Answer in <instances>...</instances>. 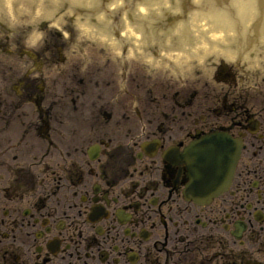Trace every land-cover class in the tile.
Segmentation results:
<instances>
[{"label": "bare ground", "instance_id": "obj_1", "mask_svg": "<svg viewBox=\"0 0 264 264\" xmlns=\"http://www.w3.org/2000/svg\"><path fill=\"white\" fill-rule=\"evenodd\" d=\"M254 1L255 0H247L246 2L240 3L238 5L240 6L241 10H248V9H252L254 7V5H253ZM166 2H167V0H161L159 2V6L156 8V10H158V18H161L163 16V11H164L163 6L165 5ZM202 2L198 3V6H200L201 4L202 5H207L208 4L207 0H205L204 3H202ZM195 7H197L196 4L193 5L192 10ZM194 12L197 15L204 14V11L202 10L201 7L197 8ZM214 25L220 26V20H217ZM215 31L217 33H219V34L221 32H226L223 29H215ZM226 33L228 34V31ZM232 41H233V37H231V36H226V37L223 38V36L218 35V36L215 37V39H212L209 42V44L212 46V48H211L212 50H217V49H224L223 47L225 45H227L228 43H231ZM146 58H147V56H144V57L140 58V60H143V59H146Z\"/></svg>", "mask_w": 264, "mask_h": 264}]
</instances>
